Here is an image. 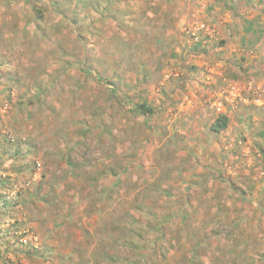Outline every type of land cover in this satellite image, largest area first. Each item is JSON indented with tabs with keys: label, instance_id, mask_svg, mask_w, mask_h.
Instances as JSON below:
<instances>
[{
	"label": "rangeland",
	"instance_id": "rangeland-1",
	"mask_svg": "<svg viewBox=\"0 0 264 264\" xmlns=\"http://www.w3.org/2000/svg\"><path fill=\"white\" fill-rule=\"evenodd\" d=\"M259 86L264 0H0V264H264ZM200 166L250 242L186 222Z\"/></svg>",
	"mask_w": 264,
	"mask_h": 264
},
{
	"label": "crops",
	"instance_id": "crops-1",
	"mask_svg": "<svg viewBox=\"0 0 264 264\" xmlns=\"http://www.w3.org/2000/svg\"><path fill=\"white\" fill-rule=\"evenodd\" d=\"M193 109V108H192ZM200 111L197 110L196 108H194L192 110V113L189 114L191 116V118L194 117V119L199 120L200 115H199ZM224 114H226L228 117L229 115L224 112ZM201 119V118H200ZM203 119V116H202ZM230 123H228L227 127L229 126ZM202 127V126H200ZM201 170H195L193 171L191 174L194 175L193 177H195V181L192 184L193 188H201V191H196L195 196L193 198V202L192 204H183L184 208L183 211H190L192 214L188 215V216H192L193 218L191 219H186V222L190 223L191 226H198L201 227L202 229L208 224L204 221L201 220V217L203 216L204 212L207 211L205 208L207 207V204H237L238 206H242L245 205L247 206V204H251L248 207L249 212L244 214H239V215H234L231 218H229V220H224L225 218L222 217L221 222L218 223V225H221L222 227L226 228H233L235 229V236L233 237V243L236 244L235 246L237 247V245H239V247L241 246L240 244L243 243L245 238L247 237V234H251L252 236V230H250L252 227H255L254 224V220L257 221V213L255 214V210L256 207L252 206V204H258V198L257 196L255 197L254 195H251L249 193V197L246 198H238L235 194L237 193L236 191L232 190L230 184H228V182L223 178V176H218V171L215 169H210V168H203L200 166ZM200 173V174H199ZM203 187H206V189L204 190ZM251 188V186L249 187ZM221 216H219L220 219ZM238 217V218H237ZM240 217V218H239ZM255 217V218H254ZM254 218V219H252ZM231 219V220H230ZM247 220H253V222L251 223L250 221L246 222ZM248 224L249 231L248 232H244L242 231L243 228H246ZM210 226V225H209ZM208 226V227H209ZM206 228V235H210L208 232V228ZM237 228H239V230H237ZM224 232V231H223ZM243 236V237H242ZM242 237V238H240ZM231 240V239H230ZM241 241V242H240ZM248 241L250 242L251 240L248 238L247 239V243ZM239 242V243H238ZM235 247V248H236ZM252 248V247H251ZM256 249V248H255ZM254 249V250H255ZM20 251L15 252L16 254H14V256L16 258H19V261L23 262L22 264H29V260L26 256H32V255H27L24 252H21L22 249L19 248ZM255 253L252 254V250L250 251V249L248 250V253L252 254L251 256H254L255 260L257 257V252L256 250L254 251ZM32 261V260H31ZM19 264V263H16Z\"/></svg>",
	"mask_w": 264,
	"mask_h": 264
},
{
	"label": "trees",
	"instance_id": "trees-1",
	"mask_svg": "<svg viewBox=\"0 0 264 264\" xmlns=\"http://www.w3.org/2000/svg\"><path fill=\"white\" fill-rule=\"evenodd\" d=\"M136 108L138 109L139 113H141L142 115L148 116L153 112L152 107L148 106L145 102H141V103H137L136 104ZM228 121H229V117L226 114H220L214 124L211 126V128L214 131L219 132L220 130H224L226 129L227 125H228ZM264 133V131H263ZM4 204H6L4 202ZM1 211V209H0Z\"/></svg>",
	"mask_w": 264,
	"mask_h": 264
},
{
	"label": "built area",
	"instance_id": "built-area-1",
	"mask_svg": "<svg viewBox=\"0 0 264 264\" xmlns=\"http://www.w3.org/2000/svg\"><path fill=\"white\" fill-rule=\"evenodd\" d=\"M250 101L257 106L264 107V87H257L252 91ZM2 205V204H1Z\"/></svg>",
	"mask_w": 264,
	"mask_h": 264
}]
</instances>
